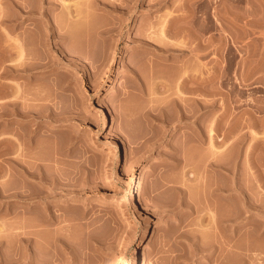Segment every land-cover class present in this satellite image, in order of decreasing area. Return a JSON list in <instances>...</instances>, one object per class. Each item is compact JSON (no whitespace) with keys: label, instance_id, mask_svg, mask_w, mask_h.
<instances>
[{"label":"rangeland","instance_id":"obj_1","mask_svg":"<svg viewBox=\"0 0 264 264\" xmlns=\"http://www.w3.org/2000/svg\"><path fill=\"white\" fill-rule=\"evenodd\" d=\"M42 1L0 0V264H264V0Z\"/></svg>","mask_w":264,"mask_h":264},{"label":"bare ground","instance_id":"obj_2","mask_svg":"<svg viewBox=\"0 0 264 264\" xmlns=\"http://www.w3.org/2000/svg\"><path fill=\"white\" fill-rule=\"evenodd\" d=\"M46 1V0H45ZM45 1H42L40 4V9L42 10L41 11V13L42 14H44L45 15V13H47V11L45 12V10H44V3H45ZM53 1V0H52ZM61 1V0H60ZM39 2H40V0H39ZM48 2H49V0H48ZM56 2H58V0L56 1ZM99 2H102V1H99ZM49 3H52V2H49ZM53 5H54V3H52ZM106 4V3H105ZM104 4V5H105ZM39 5V4H38ZM68 5V7L67 8H69L70 6H69V4H67ZM106 5H108V4H106ZM71 6H72V4H71ZM115 7V6H114ZM113 7V8H114ZM21 8V7H20ZM26 8V6L24 7V9ZM29 8V7H28ZM31 8V7H30ZM30 8H29V10H30ZM34 8H36V6L35 7H33L32 9H34ZM37 8H39V7H37ZM71 8V7H70ZM112 8V9H113ZM27 9V8H26ZM115 9H116V7H115ZM39 10V9H38ZM71 10V9H70ZM116 10H118V8L116 9ZM22 11H24V10H22ZM27 11V10H26ZM25 11V12H26ZM33 11V10H32ZM40 11V10H39ZM69 11V10H68ZM28 12H30V11H28ZM28 12H27V14H28ZM36 12V11H35ZM71 12H72V10H71ZM69 13V14H72V13ZM31 13V12H30ZM29 13V14H30ZM34 12H32V14H33ZM38 13V12H37ZM36 14V13H35ZM34 14V15H35ZM24 15V14H23ZM33 15V16H34ZM25 16V15H24ZM32 17V16H31ZM55 18H56V16H55ZM54 18V19H55ZM60 18V17H59ZM44 20V19H43ZM50 20V19H49ZM57 19H55V21H56ZM167 20V19H166ZM45 21V20H44ZM52 21V20H51ZM164 21V20H163ZM53 22V24H52V26H48L49 25V23L48 24H45V26L47 25V29H49L50 30V32L51 33H53V34H56L57 33V30H58V28H60L59 26H56V25H58L60 22H58V20H57V24L55 25V23H54V21H52ZM166 22V21H165ZM170 22V21H169ZM168 21H167V23H169ZM45 23H46V21H45ZM163 23V22H162ZM44 24V23H43ZM164 24V23H163ZM162 24V25H163ZM166 24V23H165ZM19 25V24H18ZM61 25H62V23H61ZM167 25V24H166ZM166 25L164 26V27H166ZM40 26V25H39ZM39 26H38V28H39ZM42 26V25H41ZM58 27V28H57ZM168 27H169V25H168ZM46 29V28H45ZM162 30L164 29L163 27L161 28ZM49 30L47 31L48 33H49ZM165 31H166V29H164ZM44 30H40V32H41V34H43L42 32H43ZM61 31V30H60ZM45 32V31H44ZM47 32H45V34H46V36L48 35L47 34ZM58 32H59V30H58ZM161 32H163V31H161ZM164 33V32H163ZM59 34H60V32H59ZM19 37V36H18ZM22 38V37H21ZM52 38H53V36H52ZM16 39V38H15ZM26 39H28V40H26ZM24 38V39H21L22 41H17V39L15 40V42L17 41L18 43V48H16L17 49V51H14V50H12V51H10V52H12L13 53V51L14 52H17V54L18 55H16V57L14 58L13 57V60H15L16 58H18V59H16L15 60V63H10V65H9V62H8V64H6V65H9V66H7V68L8 69H10L12 72H16V74L18 73V72H20V76L22 75H29L30 77H32L33 75H39L41 78L43 77V75L45 74V72H47V71H44L42 68L44 67L43 65V63L42 62H40V61H38V58L36 57L37 55H32V51H30V46L28 47V44H30L29 42H30V37H28V38ZM42 39V38H41ZM40 39V40H41ZM23 40H25V41H23ZM49 40V39H48ZM48 40H47V42H48ZM44 41H45V39H44ZM44 41H42L43 43H45ZM141 42H144V41H142L141 40ZM50 43V42H49ZM32 44V43H31ZM144 44H146V43H144ZM147 44H151V43H147ZM46 45V44H45ZM18 49H19V51H18ZM11 50V49H10ZM9 52V51H8ZM19 52V53H18ZM11 53V55H13ZM33 54H35V53H33ZM8 55V54H7ZM30 55H31V57H30ZM6 57V56H5ZM4 57V58H5ZM9 57H10V54H9ZM1 59V58H0ZM6 59H8V58H6ZM2 60V59H1ZM11 60V59H10ZM7 61V60H6ZM5 61V62H6ZM4 62V61H3ZM3 62L1 63V61H0V67L2 66V67H4V65H3ZM14 62V61H13ZM5 65V66H6ZM46 66H47V64H46ZM48 67V66H47ZM47 67H45V68H47ZM5 69H6V67H5ZM0 70H2V69H0ZM7 70V69H6ZM3 71V70H2ZM8 72V71H7ZM3 74H4V71L2 72ZM8 73H11L10 71L8 72ZM5 74H6V72H5ZM21 76V77H22ZM45 76V75H44ZM27 78V77H26ZM39 78V77H38ZM28 80V79H27ZM16 81V80H15ZM18 81V80H17ZM14 83H17V82H14ZM21 83V82H20ZM1 84V83H0ZM3 84H6V83H3ZM2 84V85H3ZM8 85L9 84H7V86L5 85V87H8ZM14 85V84H13ZM16 85V86H15ZM14 86H12V85H10L8 88H10L11 90V94H13V92H12V90L14 91V94L16 93V96L17 95H21L22 94V96L26 93L27 94V91H28V93H29V91H30V89L28 88V87H26L27 85L26 84H24V85H19V82H18V85L17 84H15ZM4 86V85H3ZM3 86H1L0 85V96H2V95H4V93H6L4 90H5V88H3ZM29 90H28V89ZM7 91V90H6ZM9 90L7 91L8 93L10 92ZM10 94V93H9ZM8 94V95H9ZM13 94V95H14ZM26 94H25V96H26ZM4 96H6V94L4 95ZM14 102V101H13ZM12 103V102H11ZM3 105L5 104L6 105V103H2ZM8 104V103H7ZM14 104H15V102H14ZM13 105V104H12ZM15 106V105H14ZM2 107V106H1ZM0 107V118H4L5 117V119H6V117L8 118V115H9V113H12V111L13 110H11V109H8V107H5V106H3V107H5V108H1ZM10 107H11V105H10ZM13 107V106H12ZM15 107H13V109H14ZM10 111V112H9ZM21 111H22V109H21ZM7 112H9V113H7ZM14 112V111H13ZM18 113H20V111L18 112ZM13 115H14V113H12ZM12 114L10 115V119H11V116H12ZM16 114H17V112H16ZM13 117V116H12ZM9 119V118H8ZM13 119V118H12ZM9 121V120H8ZM10 122V121H9ZM10 125H11V123H9ZM8 125V124H7ZM7 125H5V126H7ZM1 127H2V125H0ZM4 126V125H3ZM7 127H9V126H7ZM5 128V127H4ZM4 128H2L3 130H1L0 129V147L3 145L4 146V148H1V150H0V157H3V156H5L6 157V159H10L11 157H9V155L11 154V152H13L12 151V146L13 145H15V144H13L14 142V140L12 139V137H10V135L12 136V134H10V135H7L8 134V132L7 131H9L10 132V129L8 130V128H6V130L7 131H5V129ZM10 128H12V127H10ZM12 130V129H11ZM213 131V129L211 130V132ZM214 133V132H213ZM212 143V142H211ZM4 144H6V145H4ZM116 146H117V148H118V150L120 149V144H119V142H117L116 143ZM212 146H213V149H215V151H217L218 152V150H217V147H216V145H215V143H212ZM211 146V147H212ZM220 148V147H219ZM218 148V149H219ZM214 151V152H215ZM216 152V153H217ZM4 157V158H5ZM2 159V158H1ZM1 161V160H0ZM10 161V160H9ZM12 161V160H11ZM2 166V165H1ZM4 168V167H3ZM2 169V168H1ZM4 170H5V168H4ZM9 173V172H8ZM5 174V173H4ZM138 179L139 180H141V176L139 177V178H137V176H135V177H132L131 178V182H130V187H131V193H133V194H136V193H138L139 192V190H138V187H137V183H138ZM137 189V190H136ZM178 189H180V188H178ZM181 191H182V188H181ZM186 191V190H185ZM182 192H184V191H182ZM16 194V193H15ZM132 194V195H133ZM12 195V194H11ZM11 195H10V197H11ZM17 195V194H16ZM13 196H14V194H13ZM12 196V197H13ZM17 197V196H16ZM10 199V198H9ZM139 199L140 200H142V196H141V194H139ZM10 201H11V199H10ZM179 205H181L180 203H179ZM213 212V211H212ZM214 214V213H213ZM132 264H143L142 263V259H141V256H140V254H139V252H135V254H134V256H133V258H132Z\"/></svg>","mask_w":264,"mask_h":264}]
</instances>
